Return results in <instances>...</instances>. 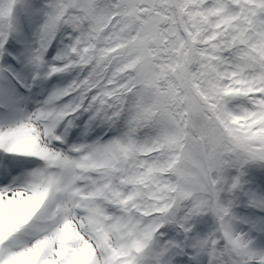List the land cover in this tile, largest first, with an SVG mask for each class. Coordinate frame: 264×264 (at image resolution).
<instances>
[{
  "label": "snow or ice",
  "instance_id": "snow-or-ice-1",
  "mask_svg": "<svg viewBox=\"0 0 264 264\" xmlns=\"http://www.w3.org/2000/svg\"><path fill=\"white\" fill-rule=\"evenodd\" d=\"M0 264H264V0H0Z\"/></svg>",
  "mask_w": 264,
  "mask_h": 264
},
{
  "label": "rangeland",
  "instance_id": "rangeland-1",
  "mask_svg": "<svg viewBox=\"0 0 264 264\" xmlns=\"http://www.w3.org/2000/svg\"><path fill=\"white\" fill-rule=\"evenodd\" d=\"M56 49H57V44L54 41L52 47L49 48L48 51H49V53H53L54 54L56 52ZM46 58H50V57H46ZM75 74H76V70L73 69L71 72L60 73V74H57L56 76H54L53 78H51V80L44 81V85H45L44 91H43V93H37L36 94V99L42 100L44 98V96L47 94V90L49 88H51L52 84H65L68 81H70L73 78V76H75ZM31 106L32 105H30L29 107L31 108ZM73 131H75V130H73ZM102 132H103V126L97 127L92 132H90L88 137H86L85 139L86 140L95 139L97 136H100ZM69 135H70V139L75 140V138L71 137V133ZM25 159H29L30 160V159H33V158H25ZM39 163H41V162L37 159L36 160V164H39ZM36 164H33L31 166L35 167ZM204 219L207 221V224L209 226L212 224L211 217H205Z\"/></svg>",
  "mask_w": 264,
  "mask_h": 264
},
{
  "label": "bare ground",
  "instance_id": "bare-ground-1",
  "mask_svg": "<svg viewBox=\"0 0 264 264\" xmlns=\"http://www.w3.org/2000/svg\"><path fill=\"white\" fill-rule=\"evenodd\" d=\"M39 92L43 93V91H41L39 88H37V93H39Z\"/></svg>",
  "mask_w": 264,
  "mask_h": 264
}]
</instances>
